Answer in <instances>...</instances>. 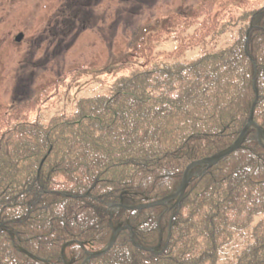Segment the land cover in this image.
<instances>
[{
	"label": "trees",
	"instance_id": "obj_1",
	"mask_svg": "<svg viewBox=\"0 0 264 264\" xmlns=\"http://www.w3.org/2000/svg\"><path fill=\"white\" fill-rule=\"evenodd\" d=\"M216 1L159 20L136 57L113 68L106 89L79 98L69 113L42 122V103L33 101L0 116V264H64L61 250L73 241L98 252L112 235V206L173 195L184 167L234 144L257 97L254 121L264 132V4L223 0L215 8ZM229 35L232 42L218 48ZM172 41L176 48L157 50ZM194 50L199 56L187 59ZM113 224L130 225L144 249H167L141 251L123 231L90 264H264L257 132L199 171L180 208L119 210ZM241 235L250 241L221 263L223 249ZM85 257L79 245L66 249L68 261Z\"/></svg>",
	"mask_w": 264,
	"mask_h": 264
},
{
	"label": "rangeland",
	"instance_id": "obj_2",
	"mask_svg": "<svg viewBox=\"0 0 264 264\" xmlns=\"http://www.w3.org/2000/svg\"><path fill=\"white\" fill-rule=\"evenodd\" d=\"M208 1L0 0V116L33 101L42 103V122L69 113L79 98L106 89L113 68L136 57L159 20L197 12ZM216 2L215 8L223 0ZM19 32L25 37L17 44ZM233 38H223L218 48ZM176 47L163 42L157 50ZM198 51L185 57L195 59ZM249 241L238 236L223 249L220 262H232Z\"/></svg>",
	"mask_w": 264,
	"mask_h": 264
},
{
	"label": "water",
	"instance_id": "obj_3",
	"mask_svg": "<svg viewBox=\"0 0 264 264\" xmlns=\"http://www.w3.org/2000/svg\"><path fill=\"white\" fill-rule=\"evenodd\" d=\"M248 34H249V32H247V36H248ZM22 38H23V35L20 34L17 37V42H20ZM254 91H255L256 96H257L256 88H254ZM256 104H257V100L255 101V103L252 106L250 118H249L247 125L241 131L238 139L234 142V144L232 146H230L226 150H224V151H222V152H220V153H218V154H216L210 158H206V159L191 163L190 165L186 166L182 170V172L180 174V185H179L177 192L174 195L167 197V198H164L160 201H157V202H154L151 204L142 205V206L127 207V206L123 205V202H121L119 205H116L115 207H113L110 211V224H111L113 232H112V236H111L108 244L101 251H99L97 253L86 252L87 258L79 261L78 264H89L91 261L101 259L105 255H107L110 252V250L113 248V246L115 245L117 238L120 235V233L123 231H127V230L131 232V242L137 249H139L141 251H150L154 255H159V254L163 253L167 249V247H165L161 251V245H159L157 248H154L151 250H147V249H144V248L138 246V244L135 241L134 233H133V230H132L130 225H126L123 227L122 226L114 227L113 223H112V217H113L114 213L117 210H130V211L147 210V209H151V208H155V207H159V206H166V205H171L172 208H176V207L180 208L181 204L183 202L184 194H185L187 188L189 187L192 178L200 170H202V169L208 170V169L216 166L220 161L229 157L234 152L238 151L243 146L248 134L252 130H255L257 132V138H258L259 145L262 149H264V132L260 129L258 124L254 121V110H255ZM75 244L81 246L84 249V245L80 242H70V243H67L66 245H64V247L62 248V257H63L65 264H74V262H75L74 260L71 262H67L66 257H65V250L68 247L75 245ZM20 251L22 253L28 255L30 258H32L35 261H41L38 258L28 254L26 251H24L22 249Z\"/></svg>",
	"mask_w": 264,
	"mask_h": 264
},
{
	"label": "flooded vegetation",
	"instance_id": "obj_4",
	"mask_svg": "<svg viewBox=\"0 0 264 264\" xmlns=\"http://www.w3.org/2000/svg\"><path fill=\"white\" fill-rule=\"evenodd\" d=\"M67 3H68V2H67ZM67 3H66V4H67ZM73 3H74V1H73ZM19 34H22V35H23V38L21 39L20 42H17V36H18ZM19 34L15 37V40H14L17 44H20V43L23 41L24 37H25L24 34H23V32H19ZM23 42H24V41H23Z\"/></svg>",
	"mask_w": 264,
	"mask_h": 264
}]
</instances>
